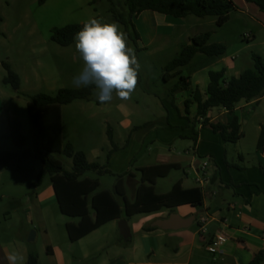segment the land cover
<instances>
[{
    "label": "rangeland",
    "instance_id": "1",
    "mask_svg": "<svg viewBox=\"0 0 264 264\" xmlns=\"http://www.w3.org/2000/svg\"><path fill=\"white\" fill-rule=\"evenodd\" d=\"M110 7L107 0H46L43 4L41 0H0V17L3 19L0 25V154L21 155L33 151L27 110L30 97L55 96L63 89L78 90L83 87L77 88L73 84V78L84 66L75 44L59 46L52 41L53 31L73 25L82 26L89 18L115 22ZM164 18H168L167 23L163 21ZM134 24L140 40L134 36L132 39L127 37L129 45L135 49L141 69L131 99L121 101L114 95L110 103L99 106L96 91L93 102L77 101L62 108L64 145L73 141L76 150L86 151L91 163L106 165L107 153L112 148L111 142L106 139L108 133L112 132L117 137L115 143L118 147L127 140L129 131L120 124L124 119H130L137 125L144 119L165 114L161 100L166 99L168 91H172L180 82V77L165 82V69L180 56L183 49L192 44L193 38L210 33V45L221 44L227 48L226 54L220 58L198 54L183 69V76L190 78L192 89L199 90L201 94L207 91L210 72L226 71V81H229L237 77L236 73L254 69L253 55L264 57V30L260 28L256 38L252 39L250 30L257 25L243 13L232 14V20L223 27L217 25L215 17L175 19L153 12L141 14ZM119 25L126 33L125 27ZM3 64H8L19 75L21 87L18 92L4 84L7 72ZM189 92L177 93L176 102L180 103L181 96L187 99ZM183 107L186 114L185 104ZM255 110H258L257 115ZM188 111L192 113L193 110L190 107ZM217 115L218 111H214L213 116ZM236 115L240 121L248 120L243 128L247 135L242 146L252 151L257 140V126L264 121V107H247L244 113L236 111ZM106 119L110 124H102ZM15 122L22 125V135L26 139V146L22 150L8 138L7 128ZM95 148L98 151L104 149V152L92 154ZM53 158L63 165L66 173L73 172L72 159L65 155H53ZM200 161L204 163L206 160ZM145 163L141 161L139 165ZM9 166L8 170L0 168L2 248L17 251L23 246L31 255L38 256L39 264H56L48 257L49 247L64 251L71 264H221L216 255L204 250V244L200 241L203 235L197 234L200 232L197 222L188 229L197 236L193 249L182 248L184 237L180 238L179 232L184 234V230L146 232L150 220L144 216L130 220V241L120 236L118 222L106 225L72 245L66 225L77 224L78 220L63 216L56 202L41 204L45 193H52L49 176L38 183L44 171L43 163L30 159L26 162L12 161ZM210 171L208 168L207 173ZM184 177L186 175L180 172L161 180L157 193L168 192L175 179ZM201 177H204L203 173ZM82 179L99 181V191H103L111 189L117 177L88 172ZM31 236H34L32 241ZM69 246L73 248L69 250ZM0 264L8 263L3 259Z\"/></svg>",
    "mask_w": 264,
    "mask_h": 264
},
{
    "label": "trees",
    "instance_id": "2",
    "mask_svg": "<svg viewBox=\"0 0 264 264\" xmlns=\"http://www.w3.org/2000/svg\"><path fill=\"white\" fill-rule=\"evenodd\" d=\"M46 0H41L43 4ZM111 7L110 13L113 20L126 29V35L132 39L140 40L134 21L145 12H153L175 19H186L190 16L197 18L215 17L219 27L225 26L232 14L239 9L232 0H107ZM264 12V0H246ZM3 19L0 17V25ZM83 26V25H82ZM80 25L68 26L63 29H55L52 41L61 47H69L74 43V35L82 28ZM210 33L202 34L191 40L192 44L183 49L178 58L173 60L165 69V82L169 83L176 77L180 82L175 86L174 92L189 91L192 87L190 78L183 76V69L192 60L202 54L211 58H220L226 54L227 48L221 44L210 45ZM253 70L244 71L238 78L226 81V71L210 72L209 85L206 97L203 98L199 90L195 91L194 103L197 104L196 121L189 124L193 130V141L198 142V126L210 128L213 133L219 135L227 143L235 145L242 138L240 122L235 117L231 123H211L208 114L212 110L223 108L229 114H233L237 105L245 101L250 103L264 97V57L253 55ZM7 76L5 85H10L18 92L21 80L8 64H3ZM97 90L94 86L82 87L78 90L63 89L55 96L37 95L30 97L27 105L29 123L33 141V151H26L21 155L16 153L0 154V168L9 169L12 161L26 162L30 159L41 161L44 171L40 174L38 183L45 176L51 179L52 187L60 209V213L68 218L77 219L78 225L67 224L66 229L72 243H77L91 233L113 221L131 219L136 216L149 215L164 209L173 210L182 205L202 207L203 195L199 189L182 190L179 185L166 194L158 196L154 193V185L157 179H165L178 168L176 166H163L159 168L145 169L142 171L143 181L149 186L138 190L134 203H129L124 194L115 188V195L123 199V209L115 197L106 191H99L100 183L89 179H82L86 173L95 172L99 175L112 173L107 167L99 163L89 162L85 153L76 151L72 144L64 145L62 108L77 101L93 102V95ZM100 106L101 103L97 102ZM190 102H186L189 108ZM9 139L18 149H24L26 139L22 135L20 123H10L7 128ZM112 145L113 136L108 133ZM264 149V129L258 142V150ZM53 155H65L73 161V172L66 173L63 165L53 158ZM111 152L108 154L110 159ZM151 173L155 176L150 177ZM92 215L94 219H92ZM158 230L147 228L146 232ZM49 247L47 253L50 254ZM264 251L258 253L249 264H262ZM27 264H39L38 256L30 255Z\"/></svg>",
    "mask_w": 264,
    "mask_h": 264
},
{
    "label": "crops",
    "instance_id": "3",
    "mask_svg": "<svg viewBox=\"0 0 264 264\" xmlns=\"http://www.w3.org/2000/svg\"><path fill=\"white\" fill-rule=\"evenodd\" d=\"M232 1L238 6L239 10L237 13H243L249 16L250 20L257 25L253 26L250 30L252 39H255L258 32L261 29L264 30V12H261L257 6L248 3L246 0ZM163 21L167 23L168 18H164ZM243 72L236 73L238 75L235 78H238ZM173 90L168 91L166 99L161 100L165 114L153 119H144V121H141L137 125L130 119H124L120 123L124 129L129 131L127 140L121 143L122 145H119L120 147L115 143L117 137L111 132L114 145H112V148L107 153L106 165L101 166L107 167L112 173V175H106L115 176L117 180L111 189H105L103 191L111 193L123 209V199L114 193L117 185H119V190L125 195L127 201L132 204L136 200L138 190L142 187L149 186L148 183L143 181V170L163 166H176L178 169L172 171L165 179H169L173 173L180 172H183L186 177L184 179H175L171 189L161 194L157 193V188L160 181L165 179H157L153 187L154 193L158 196L166 195L176 185H179L182 190L186 191L199 189L203 195L202 207L182 205L173 210L164 209L167 212L162 210L149 215L136 217H147L150 220L149 228H152V225L156 221L167 220L173 214L179 215L183 219L200 214L195 221L198 225L201 218L208 219L206 225L207 233L200 236V241L204 244V250L206 243L221 235L224 237L225 242L220 249V253L216 255L218 257L217 261L221 264H249L258 253L264 251V149L261 151L258 150V142L261 132L264 129V121L257 126V140L252 151H249L242 146V141L247 135L243 128L247 125L248 120L243 119V121H240L236 115V111H242L244 113L247 107L252 106H258L260 109L264 107V97L250 103L245 101L241 102L237 105L233 114H229L223 108L209 112L208 118L214 124L221 123L228 125L235 117L238 118L243 138L237 144H227L219 135L213 133L210 128L199 126L198 142L195 145L192 139L194 133L189 124V120L195 122L197 116V104L194 103L195 91L191 87L189 90L190 96L187 99L181 96V101L178 103L176 102L175 96L179 92H174ZM201 96L205 98L206 93L201 94ZM186 102H190L189 108L191 107L193 110L192 113H189ZM184 104L186 114H184ZM0 110H2L1 105ZM214 111H218V115L215 117L213 116ZM255 111L257 115L258 110ZM102 124H110L109 119L103 120ZM106 139L108 142L110 141L108 135ZM119 139L121 140L122 138L119 137ZM70 144L75 148L73 141ZM102 150L104 152V149H99L98 151L95 148L92 150V154H97V152H102ZM76 151L83 152L87 156L86 151L82 149ZM110 152L111 156L108 159ZM203 159L210 162L209 168L211 171L207 173V178L201 177L200 167L202 162L200 160ZM141 161H145V165H139ZM153 176H155V173H151L150 177ZM45 194L41 203L42 205L52 202L57 203L53 187L52 193L48 191ZM92 219H94L93 215ZM131 219H121L108 223L107 225L123 220L127 221L129 225ZM78 223L68 224L78 225ZM179 233H181L179 234L180 238L184 237L182 248L184 247V250L189 248L193 249L197 241L196 234L190 232L188 229L184 230V234H182L183 232ZM197 234L202 235L200 232ZM71 244L74 245L72 242ZM72 248L73 246L68 247L69 250ZM17 251L24 255V264H27L31 253L23 246ZM9 252V248H2L0 246V261L4 259L8 263L6 257ZM48 257L52 261L54 260L56 264H71V260H69L67 254L59 248L57 250H52L51 248Z\"/></svg>",
    "mask_w": 264,
    "mask_h": 264
},
{
    "label": "clouds",
    "instance_id": "4",
    "mask_svg": "<svg viewBox=\"0 0 264 264\" xmlns=\"http://www.w3.org/2000/svg\"><path fill=\"white\" fill-rule=\"evenodd\" d=\"M73 40L84 63L73 84L77 88L94 86L101 104L110 103L114 95L121 101L130 100L138 85L141 64L120 25L89 18ZM6 259L8 264H24L25 257L13 249Z\"/></svg>",
    "mask_w": 264,
    "mask_h": 264
},
{
    "label": "water",
    "instance_id": "5",
    "mask_svg": "<svg viewBox=\"0 0 264 264\" xmlns=\"http://www.w3.org/2000/svg\"><path fill=\"white\" fill-rule=\"evenodd\" d=\"M199 215L200 214H197L191 218L183 219L179 215L173 214L167 220L156 221L152 225V228H157L165 232H169V231L177 232L181 230L190 229L194 225L196 218ZM119 231H120V235L124 240L127 241L131 239V230L127 221L123 220L119 223ZM30 240L31 241L34 240V236H31Z\"/></svg>",
    "mask_w": 264,
    "mask_h": 264
},
{
    "label": "built area",
    "instance_id": "6",
    "mask_svg": "<svg viewBox=\"0 0 264 264\" xmlns=\"http://www.w3.org/2000/svg\"><path fill=\"white\" fill-rule=\"evenodd\" d=\"M209 166H210L209 161H205L204 163L201 164L200 170H201V173L204 174L205 178H207V172H208ZM207 223H208L207 218H201L199 221L200 233L202 235H205L207 233V228H206ZM224 242H225L224 237L220 235L216 237L214 240L206 243L205 250L207 253L211 255H217L220 253V249L224 245Z\"/></svg>",
    "mask_w": 264,
    "mask_h": 264
}]
</instances>
